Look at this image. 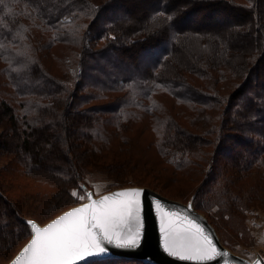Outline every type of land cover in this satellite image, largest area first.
Listing matches in <instances>:
<instances>
[{
    "label": "trees",
    "instance_id": "1",
    "mask_svg": "<svg viewBox=\"0 0 264 264\" xmlns=\"http://www.w3.org/2000/svg\"><path fill=\"white\" fill-rule=\"evenodd\" d=\"M98 112L108 149L94 145ZM133 113L156 122V167L195 184L192 199L168 198L216 231L241 213L264 192V0H0V152L41 187L16 202L0 191L1 264L29 240L27 221L78 205L88 168L142 187L125 179ZM123 263L147 264H80Z\"/></svg>",
    "mask_w": 264,
    "mask_h": 264
},
{
    "label": "snow or ice",
    "instance_id": "2",
    "mask_svg": "<svg viewBox=\"0 0 264 264\" xmlns=\"http://www.w3.org/2000/svg\"><path fill=\"white\" fill-rule=\"evenodd\" d=\"M142 190L129 189L91 200L61 216L47 227L26 222L33 234L14 264H76L84 257L118 248L138 247L142 235ZM90 199V196H89ZM163 248L182 260H211L216 248L194 220L163 210L160 202Z\"/></svg>",
    "mask_w": 264,
    "mask_h": 264
},
{
    "label": "rangeland",
    "instance_id": "3",
    "mask_svg": "<svg viewBox=\"0 0 264 264\" xmlns=\"http://www.w3.org/2000/svg\"><path fill=\"white\" fill-rule=\"evenodd\" d=\"M224 12L225 11L221 9L216 13L224 14ZM216 13H211V15L214 14V16H216ZM94 115L96 118L100 119L99 123L95 126V131L98 130L99 135L94 138V145H96L99 150L101 147L108 149L111 145V141L106 134L107 129L105 128H108V126H104L105 123L103 122L107 115L99 112L98 114L94 113ZM147 119L148 117H144V114L142 113L136 115L133 113L131 118H128L127 120L124 119V122L121 123V126L124 125V123L129 124L128 128L130 129V132L126 137H133L135 140L130 141L132 144V146H130V152L135 157V163H137L133 168H130V173L125 179H135L137 182L143 184L142 187L150 188L166 198H168L166 195L173 198H180L184 195H189V198L192 199L195 192V184L187 180H181L180 182L170 181L169 175L164 172L166 168L163 164L156 167L155 142L157 134L154 131L156 122L155 120L150 121ZM142 126L144 129L140 130ZM2 131L3 130L0 129V133ZM124 142L127 143L129 141ZM65 144L70 145V140L67 139ZM39 147H41V152L45 153L43 144ZM61 148H58L59 151H62ZM105 155L106 157L103 158L106 161H109L113 158L112 155H114V152L109 154L106 153ZM220 161L222 163L224 158H220ZM39 177H41V175ZM33 179L22 175V167L16 161L14 155L0 152V191L4 192L8 199L16 202L21 199L23 194L39 190L41 187L39 188L35 183L37 179ZM82 182L85 184L82 187V191L75 188L71 191L72 195L76 197L77 202H79L78 204L86 200V191L88 190H92L93 193L98 196L120 187V185L113 178H110L105 171L97 169L90 170L88 168L86 172H83ZM146 185L150 186L147 187ZM208 210H210V214L213 213L214 216H218L219 214V209L215 205H208ZM216 225V232H218L217 234L220 236V241L224 246L226 245L230 248L233 253L250 260L259 256L264 261L263 191L258 193L256 200L250 202L246 208H243L241 213L233 215L225 213L223 218L217 220Z\"/></svg>",
    "mask_w": 264,
    "mask_h": 264
},
{
    "label": "water",
    "instance_id": "4",
    "mask_svg": "<svg viewBox=\"0 0 264 264\" xmlns=\"http://www.w3.org/2000/svg\"><path fill=\"white\" fill-rule=\"evenodd\" d=\"M129 189L142 190V196L140 199L143 227L139 246L135 248H118L113 245H105L107 249L105 253L96 254L90 257H84L81 260H78L76 264L84 263L90 260L101 259H128L141 261L147 264H264V261L259 256L250 260L238 254H235L231 250L226 248L220 241L215 228L208 222L207 218L203 214L195 210L191 201L182 203L179 201L171 200L162 196L156 191L145 187L115 188L98 196H96L92 190H88L86 191V200L84 202L63 211L53 219L49 220L47 223L41 225L34 220H29L27 222L35 223L37 227L44 228L47 227L48 224L53 223L55 220L59 219L61 216L66 215L69 211L90 203L91 200H100L103 196H111L113 193ZM157 202H160L164 211L175 212L181 217V219H183L184 217L192 219L205 230V235H207L212 240L213 245L217 250L216 253H212L213 258L211 260H182L179 257L169 255L164 250L161 224L159 219L161 213L160 210L156 208ZM32 238L33 234L31 231L29 240L7 264H14V261L23 251V249L31 243Z\"/></svg>",
    "mask_w": 264,
    "mask_h": 264
}]
</instances>
